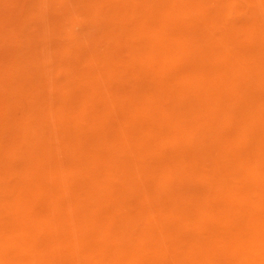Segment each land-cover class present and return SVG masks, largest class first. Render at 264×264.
<instances>
[{
    "label": "rangeland",
    "instance_id": "obj_1",
    "mask_svg": "<svg viewBox=\"0 0 264 264\" xmlns=\"http://www.w3.org/2000/svg\"><path fill=\"white\" fill-rule=\"evenodd\" d=\"M0 264H264V0H0Z\"/></svg>",
    "mask_w": 264,
    "mask_h": 264
},
{
    "label": "bare ground",
    "instance_id": "obj_2",
    "mask_svg": "<svg viewBox=\"0 0 264 264\" xmlns=\"http://www.w3.org/2000/svg\"><path fill=\"white\" fill-rule=\"evenodd\" d=\"M118 12V11H117ZM253 25V24H252ZM191 51V50H190ZM152 58V57H151ZM67 59V58H66ZM100 100V99H99ZM99 103V102H98ZM154 159V158H153ZM252 165V164H251ZM2 168V167H1ZM126 170V169H125ZM104 220V219H103ZM84 224V223H83ZM10 241H12V240H10Z\"/></svg>",
    "mask_w": 264,
    "mask_h": 264
}]
</instances>
